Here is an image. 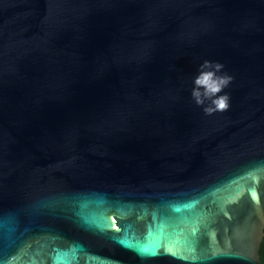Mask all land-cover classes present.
Returning a JSON list of instances; mask_svg holds the SVG:
<instances>
[{"label":"water","instance_id":"obj_1","mask_svg":"<svg viewBox=\"0 0 264 264\" xmlns=\"http://www.w3.org/2000/svg\"><path fill=\"white\" fill-rule=\"evenodd\" d=\"M263 238L264 0H0V264H264Z\"/></svg>","mask_w":264,"mask_h":264},{"label":"clouds","instance_id":"obj_2","mask_svg":"<svg viewBox=\"0 0 264 264\" xmlns=\"http://www.w3.org/2000/svg\"><path fill=\"white\" fill-rule=\"evenodd\" d=\"M210 62H205V64L202 67H209ZM222 66L217 64L215 65L216 71H219ZM214 73L213 72H207L201 74L199 76L195 83L198 86H207L206 93H210L212 96H214L216 93L220 91V86L218 83L209 84V81L213 79ZM223 83V81H221ZM194 96L197 98V103H202V100H200V93L194 91ZM212 104L215 106L216 109L223 110L227 107V97H219L212 99ZM207 111H212L211 108L207 109Z\"/></svg>","mask_w":264,"mask_h":264},{"label":"trees","instance_id":"obj_3","mask_svg":"<svg viewBox=\"0 0 264 264\" xmlns=\"http://www.w3.org/2000/svg\"><path fill=\"white\" fill-rule=\"evenodd\" d=\"M260 256H261V260L264 263V238L261 244V248H260Z\"/></svg>","mask_w":264,"mask_h":264}]
</instances>
